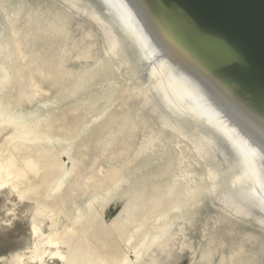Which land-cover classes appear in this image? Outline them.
Returning <instances> with one entry per match:
<instances>
[{
    "label": "rangeland",
    "instance_id": "obj_1",
    "mask_svg": "<svg viewBox=\"0 0 264 264\" xmlns=\"http://www.w3.org/2000/svg\"><path fill=\"white\" fill-rule=\"evenodd\" d=\"M108 20L98 0H0V264H68L87 233L123 264H264L232 153L159 108Z\"/></svg>",
    "mask_w": 264,
    "mask_h": 264
},
{
    "label": "bare ground",
    "instance_id": "obj_2",
    "mask_svg": "<svg viewBox=\"0 0 264 264\" xmlns=\"http://www.w3.org/2000/svg\"><path fill=\"white\" fill-rule=\"evenodd\" d=\"M119 1H125L124 3H127L137 13V17L132 14L136 18H133L134 22L132 24L139 28L141 36L144 37L146 35V38L152 43L158 58L163 60L161 66L158 67L152 64L150 70L152 73V76H150L152 79L151 89L158 96L160 104L156 102L159 108L163 109L171 118L179 119L180 121H196L201 124L202 128L211 134H207L206 136L212 138L217 145H219L220 141L217 133L213 129L208 130L205 127L209 121L215 122L213 124H215L214 128L216 130H233V135L238 140L236 141L234 138V143H238L241 149L264 155V117L258 116L254 111H252L253 114L251 116L245 112V106L234 97L237 95L228 89L226 85L222 84L216 75H214V71H219V69L225 71L226 69L234 75V78L246 88L252 97L260 103L264 102V86L262 83L251 77L247 71H244V68L243 70L236 66L235 62L238 61V58H236L238 53H234L233 45L228 43L224 34H220L218 30L210 27L208 23V19H213L215 18L214 16H217L218 23H224L232 27L233 31L231 35L233 37L239 39L243 37L240 34L244 36L248 35L246 38L252 41L249 37V30L246 29L247 25L243 26L241 23H237V19L232 17L238 15L236 18H241V13L237 11L229 14V7L226 5L225 0H144L142 1V5L138 0ZM206 11L209 12L206 14ZM115 12H118L117 9H115ZM204 19H207V23ZM112 20L113 17L110 15L108 22L117 31ZM117 32L119 33V31ZM123 36L127 40H133L129 34H123ZM198 79L203 84H207V87L214 93L215 97L222 101V104H220L221 108L224 109L225 107L229 112L234 113V115L236 114L235 117L241 119L242 123L245 124L243 131L248 136L225 121L222 116H214V118L208 119L206 117H197L193 113L183 114L179 112L178 115V113L170 108L172 104L166 93H171L173 97L169 98L174 99L176 102H183L192 97L199 98L203 95L205 97ZM161 96L164 98V101L167 97L166 103L168 106L162 102ZM220 137L223 138V135ZM233 166L236 171L233 174L229 173L232 176L230 177L229 190L232 189L234 197L240 200L243 205L248 206L252 213L255 210L259 211L260 217L264 221V196L263 194H254L255 192H253L254 188L264 181V172L261 175L258 165L254 166L253 164L244 163L243 159L235 154L233 156ZM2 173L3 171L0 170V175ZM35 174L37 173L35 172ZM86 236V241L70 245V251L66 257L68 264H123L121 258L118 257L120 250L118 251V255H116L118 257L116 260L111 257L112 251L108 248V245L112 247L115 244L111 243L106 235L97 239L89 233ZM59 242L60 237L55 236H52L47 241L50 247H57ZM92 246L98 248L95 253L91 250ZM35 253H37V250ZM53 254L56 257L64 258L59 252ZM113 256L115 257V255ZM113 260L115 261L112 262ZM15 261L16 264H23L19 258L15 259Z\"/></svg>",
    "mask_w": 264,
    "mask_h": 264
},
{
    "label": "water",
    "instance_id": "obj_3",
    "mask_svg": "<svg viewBox=\"0 0 264 264\" xmlns=\"http://www.w3.org/2000/svg\"><path fill=\"white\" fill-rule=\"evenodd\" d=\"M138 1L142 5V1L144 0ZM98 2L102 5L104 13L108 15V17H110V15L113 17L112 23L117 28V30L121 32L122 35L129 34L133 38L132 41H127L129 46L135 50L138 61L149 63L150 70L152 68V64H155L158 67L161 66L163 60H160L158 58L157 54L154 51L152 43L149 42L145 34L144 37L141 36L139 28L132 24L134 22L133 18L136 19L135 16L137 17V13H135V11L132 10L127 3L126 5L124 3L125 1L122 2L119 0H98ZM225 2L229 7V14H233L237 11L241 13V18H236L238 15H234L232 17L234 19H237V23H241L243 26L247 25L246 29L249 30V37L252 39V41L246 38V36L248 35L244 36L240 34L243 37L239 39L233 37L231 35L233 31L232 27L229 25H225L224 23H218L217 16H214L215 18L213 19H208V23L210 24V27L218 30L220 34H224V37L227 38L228 43L230 45H233L234 53H238L236 58H238L239 62H235L236 66L239 69L244 68V71H247V73H249L251 77H254L256 81H260L264 86V0H225ZM115 9H117L118 12H115ZM208 12L209 11H206V14ZM132 14L135 16H132ZM204 21L207 23V19H204ZM252 48L255 50H253ZM150 70L149 75L152 76ZM214 75H216V77L222 84L226 85L228 89H230L234 94L237 95L234 97L237 98L239 102H241L242 105L245 106V112H247L251 116L253 114L252 111H254L258 116L264 117V102L260 103L254 97H252V95L248 93L246 88L234 78V75H232L226 69L225 71L221 69L216 72L214 71ZM207 86V84L205 85L200 82V87H202V91L204 92L205 97L204 95L199 98L192 97L188 98L187 100L185 99L186 101L183 102L174 101V99L169 98L173 97L172 94L169 93V96V94L165 92L166 96L172 104L170 108H172L174 112L178 113V115L179 112H182L183 114L193 113L197 117H206L208 119L214 118V116H222L225 121L229 122V124H232L243 134H245V132L243 131V126H245V124L242 123L241 119L235 117L236 114L234 115V113L229 112L225 107L224 112V109L220 107L222 101L218 100L217 97H215L214 93L210 91ZM167 97L166 100H168ZM161 100L165 105H167L166 100L164 101V98H162ZM213 123L215 122L209 121L205 127L208 130L213 129V131L217 133L220 139L219 143L224 144V146L229 149L233 156L235 154L239 158L243 159L244 163L246 162L249 165L253 164L254 166L258 165V170H260L259 173L263 175L264 155L258 152L244 151L243 149H241L238 143H234V138L236 141L238 140L237 137L233 135V130H216L214 128L215 124ZM220 134L223 135V138L220 137ZM253 192H255L254 194H263L264 196V181L260 182V184L257 185L256 188H254Z\"/></svg>",
    "mask_w": 264,
    "mask_h": 264
}]
</instances>
